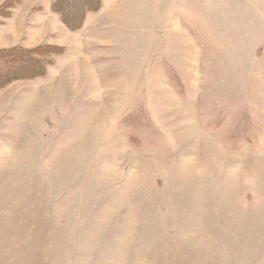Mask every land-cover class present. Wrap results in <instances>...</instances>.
<instances>
[{"label":"rangeland","instance_id":"obj_1","mask_svg":"<svg viewBox=\"0 0 264 264\" xmlns=\"http://www.w3.org/2000/svg\"><path fill=\"white\" fill-rule=\"evenodd\" d=\"M7 1L0 264H264V0Z\"/></svg>","mask_w":264,"mask_h":264},{"label":"trees","instance_id":"obj_2","mask_svg":"<svg viewBox=\"0 0 264 264\" xmlns=\"http://www.w3.org/2000/svg\"><path fill=\"white\" fill-rule=\"evenodd\" d=\"M12 2H16V0H8L6 3L2 5V7H6L10 5ZM89 5V4H88ZM99 3L97 5H89V11H97ZM50 10L53 13H58L59 9L56 6V3L51 5ZM88 11V10H87ZM5 15V14H4ZM7 15V14H6ZM70 20V19H69ZM74 20V18L72 19ZM69 29L76 28L67 23V21H63ZM44 51L39 49H34L32 51L21 49V48H10V49H2L0 50V58L7 59L11 66L6 72H4L3 76H0V88L7 85L8 83L14 80H22V79H32L35 77H41L44 75V71L42 66L39 65L38 61L31 60L29 56L32 54H42ZM5 77V78H4ZM3 79H5L3 81Z\"/></svg>","mask_w":264,"mask_h":264},{"label":"crops","instance_id":"obj_3","mask_svg":"<svg viewBox=\"0 0 264 264\" xmlns=\"http://www.w3.org/2000/svg\"><path fill=\"white\" fill-rule=\"evenodd\" d=\"M49 9H50V6H49Z\"/></svg>","mask_w":264,"mask_h":264}]
</instances>
